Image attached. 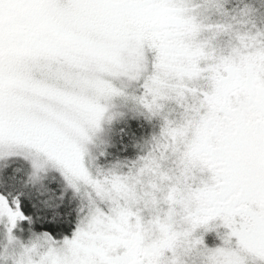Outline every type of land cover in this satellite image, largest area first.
Masks as SVG:
<instances>
[{
	"label": "snow or ice",
	"instance_id": "snow-or-ice-1",
	"mask_svg": "<svg viewBox=\"0 0 264 264\" xmlns=\"http://www.w3.org/2000/svg\"><path fill=\"white\" fill-rule=\"evenodd\" d=\"M168 6L177 34L145 47L127 86L112 82L110 104L90 101L87 126L69 112L36 126L71 146V167L50 149L60 162L56 181L41 179L17 144L0 137V264H90L82 250L99 244L98 231L135 242L103 264H264V0ZM133 7L0 0V21L25 8ZM226 68L235 70L244 98L219 123L215 101L234 82L223 79ZM80 102L65 100L69 109ZM210 134L220 150L205 156ZM235 176L245 178L255 202L215 210L209 201L227 200ZM145 233L152 239L142 241Z\"/></svg>",
	"mask_w": 264,
	"mask_h": 264
},
{
	"label": "rangeland",
	"instance_id": "rangeland-1",
	"mask_svg": "<svg viewBox=\"0 0 264 264\" xmlns=\"http://www.w3.org/2000/svg\"><path fill=\"white\" fill-rule=\"evenodd\" d=\"M29 3H58L59 0H28ZM75 4L113 3L135 7L123 11L81 10L71 14L46 11L51 18L70 34L67 36L44 27H29L25 14L27 9L13 11L0 21V137L11 140L20 148L21 154L31 160L40 178L55 173L60 162L51 150L63 156L64 164L71 167L74 156L70 144L46 139L37 125L50 121L51 113L69 112L72 120L85 127L91 112V103H111L113 81L126 87L131 71H139L145 47L156 41L163 42L178 32L175 17L168 6L169 0H71ZM146 5V7H144ZM41 15L32 11V16ZM36 18H31V20ZM36 22V21H35ZM43 28V29H42ZM47 29V30H44ZM74 35V36H72ZM234 82L226 93L215 101L214 119L222 123L226 110L242 103L244 87L235 70ZM226 80V76L223 77ZM79 98L78 106L71 109L66 99ZM204 155L218 152L219 140L210 134ZM222 175H229L218 164ZM232 192L227 200L212 199L215 210L230 212L239 210L241 201L255 202V193L248 190L243 176H235ZM223 196V192L213 194ZM89 225L88 218L84 221ZM94 240L99 244L85 246L83 259L90 264L111 260L130 244L135 243L119 235L97 232ZM151 240L145 233L141 240ZM215 243V241H213Z\"/></svg>",
	"mask_w": 264,
	"mask_h": 264
},
{
	"label": "trees",
	"instance_id": "trees-1",
	"mask_svg": "<svg viewBox=\"0 0 264 264\" xmlns=\"http://www.w3.org/2000/svg\"><path fill=\"white\" fill-rule=\"evenodd\" d=\"M32 11L33 10L26 9L23 12V14L26 15L25 18H26L27 23L31 25L29 27H33V26L34 27H44L45 26L49 30L52 29L53 32L55 31V33L58 32L60 35L67 36L68 34H70L69 31L65 30L62 26H60L58 23H56L47 12L41 13L40 16L37 15V16L33 17ZM31 18H36V19L31 20ZM44 30H47V29H44ZM72 36H74V35H72ZM2 51H0V52H2ZM33 168H34V166H33ZM41 179H50L52 181H56L58 178L55 175V173L49 172L47 175H45Z\"/></svg>",
	"mask_w": 264,
	"mask_h": 264
},
{
	"label": "flooded vegetation",
	"instance_id": "flooded-vegetation-1",
	"mask_svg": "<svg viewBox=\"0 0 264 264\" xmlns=\"http://www.w3.org/2000/svg\"><path fill=\"white\" fill-rule=\"evenodd\" d=\"M228 79H232V75L229 72H228V75L226 76V80H228Z\"/></svg>",
	"mask_w": 264,
	"mask_h": 264
}]
</instances>
